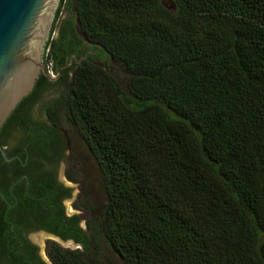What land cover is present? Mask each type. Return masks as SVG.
Wrapping results in <instances>:
<instances>
[{"label":"trees","instance_id":"trees-1","mask_svg":"<svg viewBox=\"0 0 264 264\" xmlns=\"http://www.w3.org/2000/svg\"><path fill=\"white\" fill-rule=\"evenodd\" d=\"M63 7L89 52L67 21L52 38ZM77 51L86 58L61 103L102 179L91 238L122 264H264V0H60L44 63L56 71ZM94 52L123 77L94 65ZM47 85L40 74L7 120ZM55 109H45L52 124ZM40 134L39 159L55 164V129ZM48 254L96 264L56 244Z\"/></svg>","mask_w":264,"mask_h":264},{"label":"flooded vegetation","instance_id":"flooded-vegetation-1","mask_svg":"<svg viewBox=\"0 0 264 264\" xmlns=\"http://www.w3.org/2000/svg\"><path fill=\"white\" fill-rule=\"evenodd\" d=\"M77 52L64 59L60 70L69 71L78 63L83 55ZM58 79L63 81L61 73ZM33 104L22 107L18 119L7 118L0 128V264H54L48 254L51 244L85 256L94 242L90 222L81 218L69 187L57 177L59 160L47 170L48 161L39 159L42 150L37 142L48 123L32 115ZM61 154L62 150L59 159Z\"/></svg>","mask_w":264,"mask_h":264},{"label":"rangeland","instance_id":"rangeland-1","mask_svg":"<svg viewBox=\"0 0 264 264\" xmlns=\"http://www.w3.org/2000/svg\"><path fill=\"white\" fill-rule=\"evenodd\" d=\"M66 21L68 22L67 26L70 28L71 34L77 40L78 47L81 48L79 51L89 52L88 48L91 44L82 35L73 12L67 10L65 7L58 14L51 34L52 38L56 39L58 37L60 26H63ZM83 57L86 58V55ZM92 63L100 67H109L113 71L114 77L118 79L123 77L122 72L113 64L110 58L99 57L97 52L92 53ZM46 65L50 67V62H46ZM50 69L52 75H55L56 71H53L51 67ZM67 75V81H60L58 79L59 76L53 81H48V85L42 89L36 98L31 113L35 118L54 127L56 134L61 140L60 149H62L61 158L58 161L56 170L57 177L61 183L69 187L71 197L78 206L81 218L90 222L93 227V217L95 221L101 215L105 196L96 162L78 133L66 121L63 112L61 100L67 90L71 71H68ZM57 100L59 102L55 104ZM52 104L56 108L52 111L55 115L54 124L50 123L49 120L47 121L45 112L46 107ZM44 168L52 170L54 169V165L52 163L44 164ZM94 235V242L88 249L87 256L93 254L96 264H122L121 260L112 252L105 239L100 234Z\"/></svg>","mask_w":264,"mask_h":264},{"label":"water","instance_id":"water-1","mask_svg":"<svg viewBox=\"0 0 264 264\" xmlns=\"http://www.w3.org/2000/svg\"><path fill=\"white\" fill-rule=\"evenodd\" d=\"M59 4L60 0H0V128L40 74L48 81L60 74L59 68L52 75L43 61Z\"/></svg>","mask_w":264,"mask_h":264},{"label":"built area","instance_id":"built-area-1","mask_svg":"<svg viewBox=\"0 0 264 264\" xmlns=\"http://www.w3.org/2000/svg\"><path fill=\"white\" fill-rule=\"evenodd\" d=\"M50 67H51V65H50ZM50 67L48 65H46V68L48 71H51Z\"/></svg>","mask_w":264,"mask_h":264}]
</instances>
